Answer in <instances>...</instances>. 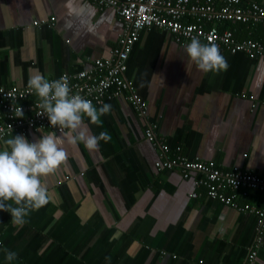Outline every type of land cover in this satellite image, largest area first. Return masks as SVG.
<instances>
[{
    "label": "crops",
    "instance_id": "1",
    "mask_svg": "<svg viewBox=\"0 0 264 264\" xmlns=\"http://www.w3.org/2000/svg\"><path fill=\"white\" fill-rule=\"evenodd\" d=\"M245 29L251 39L254 30ZM123 30L116 10L92 0H0V87L28 88L35 74L51 81L91 71L119 49ZM186 45L161 30L142 33L127 77L147 101L146 114L115 99L106 102L102 126L84 118L91 134L111 139L95 150L67 146L65 162L41 177L49 202L23 224L0 210V264H246L252 250L254 264H264L255 214L193 199L203 193L194 179L155 167L159 151L145 138L150 124L190 159L264 178V60L219 50L227 69L204 73ZM263 197L251 193L246 204L261 209ZM5 249L17 258L8 262Z\"/></svg>",
    "mask_w": 264,
    "mask_h": 264
},
{
    "label": "built area",
    "instance_id": "2",
    "mask_svg": "<svg viewBox=\"0 0 264 264\" xmlns=\"http://www.w3.org/2000/svg\"><path fill=\"white\" fill-rule=\"evenodd\" d=\"M92 1L101 8L116 10L124 24L120 47L110 59L96 62L91 71L62 75L69 82L70 95H81L91 100L94 106L122 99L140 114H146L147 101L137 93L127 71L133 47L142 33L152 28L171 34L181 45L189 44L196 37L201 43L215 44L219 50L233 55L244 54L252 60H264L263 44L251 39L240 41L233 31H221L219 28L220 24L229 22L264 24V7L256 3L245 7L242 0ZM187 17L193 22L184 23ZM38 99L29 87H0V144L15 135L28 138L32 133L54 131L61 134L58 127L51 126L46 115H37L41 111ZM157 130V124H150L145 131L146 140L159 151V160L155 164L157 170L179 171L184 179H194L196 187L203 193H194L193 199L206 197L225 207L255 214L258 218L255 243L259 249L264 243V207L260 209L240 201L251 193L264 196V178L240 167L225 170L215 162L191 160L183 154L181 147L173 151L166 140L159 137ZM257 256L258 251L252 250L246 264H254Z\"/></svg>",
    "mask_w": 264,
    "mask_h": 264
},
{
    "label": "clouds",
    "instance_id": "3",
    "mask_svg": "<svg viewBox=\"0 0 264 264\" xmlns=\"http://www.w3.org/2000/svg\"><path fill=\"white\" fill-rule=\"evenodd\" d=\"M185 52L197 69L204 73L226 70L228 65L215 44L201 43L193 37L185 46ZM28 87L37 95V115H46L56 132L43 134L35 142H30L22 135L6 139L7 146L0 150V210L10 212L15 224H23L31 210H39L48 203V190L41 177L57 170L67 158V146L83 143L87 149L95 150L100 141H109L111 136L106 131L98 136L90 133L84 124V118L92 124L102 126L101 117L110 113L111 105L103 103L97 108L89 99L81 95H70L66 77L48 80L42 74L30 75ZM20 116L23 111L20 109ZM66 130V131H65ZM12 201L13 204L5 203ZM8 262L17 258V253L5 249Z\"/></svg>",
    "mask_w": 264,
    "mask_h": 264
},
{
    "label": "trees",
    "instance_id": "4",
    "mask_svg": "<svg viewBox=\"0 0 264 264\" xmlns=\"http://www.w3.org/2000/svg\"><path fill=\"white\" fill-rule=\"evenodd\" d=\"M259 3V2H258ZM258 3H256V4H258ZM242 4L246 7V6H249L250 5V3H248V4H246V3H244L243 2V0H242ZM258 5H261V6H263L264 7V5H262V3H259ZM192 19L191 18H186L185 19V21H184V23H192ZM227 25H226V27H224L225 29H231V31H233L234 32V30H235V32H234V35H235V37L238 39V40H240V41H244V39H247V38H245V37H247L246 35H247V30L245 29L246 28V26H248V28H250L251 30H254V34L251 36V39L253 40V41H257V42H259V43H261V44H263L264 45V24H252V23H249V24H243V23H231V22H229V23H226ZM224 29V30H225ZM150 30H160V29H158V28H152V29H150ZM224 30H222V31H224ZM145 31H147V30H145ZM238 31V32H237ZM242 31H244L243 32V34H239L240 32H242ZM248 38H250V37H248ZM128 64H129V61H128ZM136 87V86H135ZM138 92V91H137ZM139 94V93H138ZM143 98V97H142ZM108 102H111V101H108ZM97 106V105H96ZM183 149V148H182ZM172 150L173 151H175L176 150V148L175 149H173L172 148ZM183 154L186 156V157H188L186 154H185V152H184V150H183ZM189 158V157H188ZM190 159V158H189ZM191 160H193V159H191ZM250 196H251V194H250ZM203 198H206V197H203ZM241 201L244 203V204H246V202L248 203L249 201H250V198H241ZM46 205H47V203H46ZM131 240V239H130ZM133 240V239H132ZM3 243V242H2ZM127 247V245L125 244V248ZM125 253V252H124Z\"/></svg>",
    "mask_w": 264,
    "mask_h": 264
}]
</instances>
